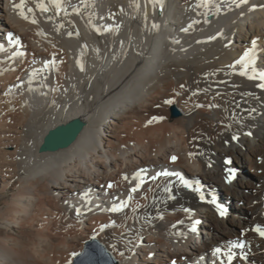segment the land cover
Wrapping results in <instances>:
<instances>
[{
  "label": "bare ground",
  "instance_id": "obj_1",
  "mask_svg": "<svg viewBox=\"0 0 264 264\" xmlns=\"http://www.w3.org/2000/svg\"><path fill=\"white\" fill-rule=\"evenodd\" d=\"M19 3L0 0V264H74L92 239L117 264H264V0ZM249 50L255 80L231 67Z\"/></svg>",
  "mask_w": 264,
  "mask_h": 264
},
{
  "label": "snow or ice",
  "instance_id": "obj_2",
  "mask_svg": "<svg viewBox=\"0 0 264 264\" xmlns=\"http://www.w3.org/2000/svg\"><path fill=\"white\" fill-rule=\"evenodd\" d=\"M50 2L53 5H55L58 13L63 10V8H62L63 0H50ZM152 2L153 3H159L161 5V8L163 7V0H152ZM248 2H249V0H229L228 7L231 9V6L235 5V7L239 8L242 5L248 4ZM212 3H213V0H198L197 7H201V6L202 7H208ZM15 7L19 8L21 10L20 11L21 17H23L24 19H28V17L24 13V0H20V3L15 5ZM39 7H40L41 11H47V8L44 7V5L41 4V5H39ZM249 10L250 11H254L255 10V6H252ZM28 11L32 12L33 9L29 8ZM241 15H243V13H241ZM32 23H36V20L33 19ZM189 27H191V25H189ZM182 31L187 32L188 28H183ZM210 39H216V37L213 36ZM255 43H256V41L252 42L253 45H255ZM250 55H251V50L244 52V54L238 60H236L235 64L231 65V67H235V65H240L242 70L240 71L239 74L241 76H247L248 79H250V80H255V79H257V76L255 75V73L253 72V74H249V71H248L250 63H251ZM259 80L264 81V74L259 76ZM257 87L262 89V90H264V83H258ZM172 102H173L172 100H166L165 101V103H168V104H170ZM237 106L239 107V105H237ZM159 119H162V118L161 117H153L152 120L148 121V123H152L153 120H159ZM247 134L251 135V133H247ZM232 139L233 140H238L239 137L237 135H233ZM171 159L173 161H175L177 159V157L173 156V157H171ZM229 163H230V161H229ZM229 171H230L231 175L228 177V179H229V181H231V179H233L235 177V172H234V170H231V169ZM157 176H164V177L177 176L179 178V180H180V183L185 188L191 187L189 182L187 180H185V178L183 176H181L179 173H176V172H169V171L165 170V171H162L160 173H157ZM124 178L128 179L127 176H125ZM136 178L140 179V183L137 184L135 187H133L131 189V192H133V193L136 192L141 187V185L144 183L143 179L139 176V174L136 175ZM156 178L157 177H155V176L152 177V179H156ZM108 187L111 188L112 184H109ZM165 191H168V189L166 188ZM196 191H199V189H196ZM200 198L202 200L204 199L203 196H201ZM130 199H131V197H129V200ZM213 203H215V201H213ZM127 205H128V200H124V201H121L120 203L113 204V206L109 209V211H111V212H120L125 207H127ZM217 207L219 208L220 215L224 216L226 214V209L221 208L219 205ZM75 211H76L77 215H80V212H81L80 208H76ZM185 211H188V210L186 209ZM195 223H199V222L197 221ZM195 223L193 224L192 229H191L193 232L196 231ZM253 230L256 233H258L260 237L264 238V227H261V226L257 225ZM237 246L238 247H243L244 245L243 244H238ZM216 251L219 252L220 249L217 248Z\"/></svg>",
  "mask_w": 264,
  "mask_h": 264
},
{
  "label": "water",
  "instance_id": "obj_3",
  "mask_svg": "<svg viewBox=\"0 0 264 264\" xmlns=\"http://www.w3.org/2000/svg\"><path fill=\"white\" fill-rule=\"evenodd\" d=\"M178 114L174 109L173 115L178 116ZM84 127L85 123L77 118L54 126L44 136L39 152H56L70 147ZM74 264H117V261L98 240L92 239L87 242L84 251L76 257Z\"/></svg>",
  "mask_w": 264,
  "mask_h": 264
},
{
  "label": "rangeland",
  "instance_id": "obj_4",
  "mask_svg": "<svg viewBox=\"0 0 264 264\" xmlns=\"http://www.w3.org/2000/svg\"><path fill=\"white\" fill-rule=\"evenodd\" d=\"M178 111V110H177ZM173 112V111H172ZM178 113H179V111H178ZM180 114V113H179ZM178 114V115H179ZM251 174H254L253 172H250ZM220 206L221 208H224V209H226V214L224 215V217H229L230 216V208L228 207V204L227 203H225V202H222V203H219V202H215L214 203V206ZM249 216V215H248ZM85 247V246H84ZM84 247L82 248V250H81V252L84 250ZM80 253V252H79ZM73 263V262H72ZM71 263V264H72Z\"/></svg>",
  "mask_w": 264,
  "mask_h": 264
}]
</instances>
